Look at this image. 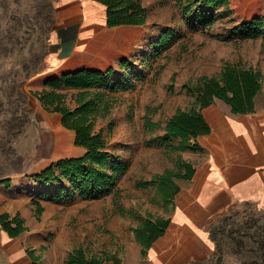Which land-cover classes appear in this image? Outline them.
<instances>
[{
  "label": "rangeland",
  "instance_id": "1",
  "mask_svg": "<svg viewBox=\"0 0 264 264\" xmlns=\"http://www.w3.org/2000/svg\"><path fill=\"white\" fill-rule=\"evenodd\" d=\"M59 1L0 0V180L11 179L10 184L0 182V212L19 213L36 229L38 234L25 230L19 236L23 246L41 255L36 264H71L68 253L78 246L89 255L108 250L125 264H140L126 255L133 227L139 217L168 218L172 208L173 200L165 199L155 175L196 160V153L173 148L178 139L165 141L161 134L165 119L190 104L184 84L202 74H217L226 61L253 65L263 72L256 102L264 105V38L243 37L241 16L224 15L223 8L214 9L211 22L196 23L193 14L184 13L188 0H141L150 27L147 34L140 32L129 64L116 67L123 85L110 92V111L96 121L129 168L116 190L54 202L41 197L47 189L29 173L75 152L72 136L46 123L52 112L36 94L49 77L45 71L51 66L54 31L66 22ZM247 2L256 4L235 0L234 5ZM167 31L171 33L161 41ZM119 32L101 34L97 47L111 53L114 43L119 45ZM64 91L75 106L76 90ZM35 201L44 204L40 214ZM3 230L0 224V264H17L20 257L8 249ZM212 238L211 256L191 264H264V202L235 206L215 222Z\"/></svg>",
  "mask_w": 264,
  "mask_h": 264
},
{
  "label": "trees",
  "instance_id": "2",
  "mask_svg": "<svg viewBox=\"0 0 264 264\" xmlns=\"http://www.w3.org/2000/svg\"><path fill=\"white\" fill-rule=\"evenodd\" d=\"M106 5L107 24L117 26L122 24L141 25L147 21L149 11L141 0H98ZM235 0H188L184 4V13H191L196 23H209L214 16V9L223 8L224 15L241 16L238 30L243 37L264 38V2L254 0L256 4L240 7ZM258 2V3H257ZM251 3V2H250ZM196 5V9L193 6ZM256 5V6H254ZM196 25V24H195ZM171 32L167 31L161 37L165 40ZM166 37V38H165ZM123 66L129 64V59L122 61ZM115 68L106 71L100 69L81 68L67 71L61 76L48 77L45 87L36 92L39 100L49 111L62 114L63 124L75 130V143L86 148L80 156H67L51 162L48 166L31 174L37 181L57 182L55 197L66 194V184L69 192L78 193L83 197H95L103 191L115 187L118 180L128 168V163L116 157L108 147V138L102 130H96L97 118L110 111L112 95L117 87L123 85V79L116 76ZM263 72L253 65L244 66L240 63L226 61L217 74H202L196 79H190L184 88L191 96L189 106L177 110L168 118L163 135L165 141L179 138L175 149H199L201 146L196 137L209 133L211 125L205 117L203 109L216 101L217 98L226 101L233 112H250L256 108V97L262 88ZM109 87H112L109 91ZM72 93L75 106L67 102V92ZM194 165L182 161L179 169L168 168L155 175L160 188L165 192V199L173 200L176 192L182 188H190ZM0 182L10 184V178ZM37 202V213L44 206ZM170 218L164 216L139 217V223L133 227L137 240L142 245L145 256L147 248L164 233ZM0 224L10 236L20 235L27 230L25 219L19 214L11 215L7 211L0 212ZM212 233V231H211ZM32 261L36 264L41 258L33 248H27ZM113 260L120 264L122 258L108 250L87 254L83 246L75 247L68 253L67 261L71 264H102Z\"/></svg>",
  "mask_w": 264,
  "mask_h": 264
},
{
  "label": "crops",
  "instance_id": "3",
  "mask_svg": "<svg viewBox=\"0 0 264 264\" xmlns=\"http://www.w3.org/2000/svg\"><path fill=\"white\" fill-rule=\"evenodd\" d=\"M59 7L66 17V22L57 27L51 40L52 61L51 66L45 71L49 77L61 76L67 71L81 68L106 71L114 67L115 74L121 73L116 67L121 65L123 60L129 59V55L139 44L140 32L147 34L150 27L149 16L141 25L109 26L106 5L98 0H60ZM118 31L121 34L117 48L113 42L114 38L107 37L108 41L114 43L111 53H105L101 47H97L96 43L101 39V34ZM203 111L211 125V131L196 137L201 146L199 149H186L196 153L192 185L176 192L169 224L164 233L147 248L145 256L142 254V245L133 232V238L128 244L129 251L126 253L131 261L134 259L140 264H143L144 260L151 264H191L204 261L211 256L215 247L211 231L217 220L243 201L264 202V105L256 102L254 111L233 112L231 105L217 98ZM50 112L53 119L46 115V123L51 124L57 133L67 131L73 138L75 152L52 159L38 170L29 173L30 175L59 158L80 156L86 152L84 146L75 143V130L63 124L62 114L58 111ZM168 118L164 121L161 132L163 135ZM95 129L104 132L103 129H97L96 124ZM104 134L106 135L105 132ZM106 137L108 138L107 135ZM58 142L60 144L62 140L59 139ZM108 144L111 152L120 160L127 162L129 168V162L116 153L109 138ZM127 170L115 187L95 197L118 189L119 181ZM37 182L47 189L42 192L41 197L54 202L81 196L77 192L66 195L70 185L65 183L66 194L58 198L54 196L57 182ZM42 205L44 206L43 203ZM10 214L13 216L16 213ZM25 223L28 226L26 231L32 230L30 232L32 234L37 232L26 220ZM3 231L7 237L8 249L20 257L19 263L22 261L21 264H29L32 259L27 247L20 242V235L10 236L5 229ZM125 263L123 259L120 264ZM102 264L115 262L110 260Z\"/></svg>",
  "mask_w": 264,
  "mask_h": 264
},
{
  "label": "bare ground",
  "instance_id": "4",
  "mask_svg": "<svg viewBox=\"0 0 264 264\" xmlns=\"http://www.w3.org/2000/svg\"><path fill=\"white\" fill-rule=\"evenodd\" d=\"M63 31V30H62ZM65 33H66V31H65ZM66 35H67V33H66ZM63 43H64V41H63Z\"/></svg>",
  "mask_w": 264,
  "mask_h": 264
}]
</instances>
